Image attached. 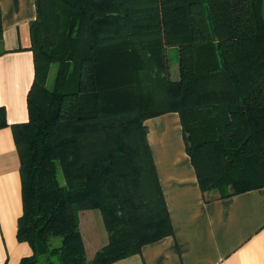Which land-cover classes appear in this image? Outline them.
<instances>
[{
  "label": "trees",
  "instance_id": "obj_1",
  "mask_svg": "<svg viewBox=\"0 0 264 264\" xmlns=\"http://www.w3.org/2000/svg\"><path fill=\"white\" fill-rule=\"evenodd\" d=\"M35 6L28 121L12 126L23 196L17 238L32 250L19 264H109L172 234L146 137L150 117L178 113L203 192L264 186V0ZM85 209L101 212L108 234L91 259L78 222Z\"/></svg>",
  "mask_w": 264,
  "mask_h": 264
},
{
  "label": "crops",
  "instance_id": "obj_2",
  "mask_svg": "<svg viewBox=\"0 0 264 264\" xmlns=\"http://www.w3.org/2000/svg\"><path fill=\"white\" fill-rule=\"evenodd\" d=\"M0 264H19L32 253L17 238L23 212L20 158L12 126L28 121L27 94L34 79L30 22L35 0H0ZM146 137L168 211L172 234L109 264H264V186L221 197L203 192L186 153L179 115L167 112L144 121ZM86 256L108 242L101 212H78Z\"/></svg>",
  "mask_w": 264,
  "mask_h": 264
},
{
  "label": "rangeland",
  "instance_id": "obj_3",
  "mask_svg": "<svg viewBox=\"0 0 264 264\" xmlns=\"http://www.w3.org/2000/svg\"><path fill=\"white\" fill-rule=\"evenodd\" d=\"M177 59H178V56H177L176 48L170 47L168 49V61H169L170 74L172 78H176L178 76V60ZM56 68H57V63H53L50 67V70L48 73V79H47L48 86H51Z\"/></svg>",
  "mask_w": 264,
  "mask_h": 264
}]
</instances>
